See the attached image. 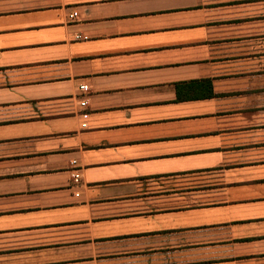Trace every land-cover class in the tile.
Masks as SVG:
<instances>
[{
  "label": "crops",
  "instance_id": "crops-1",
  "mask_svg": "<svg viewBox=\"0 0 264 264\" xmlns=\"http://www.w3.org/2000/svg\"><path fill=\"white\" fill-rule=\"evenodd\" d=\"M256 41L264 0H0V264H264Z\"/></svg>",
  "mask_w": 264,
  "mask_h": 264
},
{
  "label": "rangeland",
  "instance_id": "rangeland-1",
  "mask_svg": "<svg viewBox=\"0 0 264 264\" xmlns=\"http://www.w3.org/2000/svg\"><path fill=\"white\" fill-rule=\"evenodd\" d=\"M241 35L251 34V32H240ZM255 52V70L257 76L255 77L256 89L254 92L239 91V95L242 98H245V101L253 102V97H255V104L257 106H264V43H259L256 41L254 46L252 42L239 43L231 48V54L241 56L242 54ZM262 56V57H261ZM252 63L249 65L241 64L239 66L240 71L252 70ZM252 80V79H250ZM209 180V177L206 175L203 176H185V177H176V178H164V179H154L144 182V191L145 194H157V193H168L172 191H181L191 187H197L201 185V181Z\"/></svg>",
  "mask_w": 264,
  "mask_h": 264
},
{
  "label": "trees",
  "instance_id": "trees-1",
  "mask_svg": "<svg viewBox=\"0 0 264 264\" xmlns=\"http://www.w3.org/2000/svg\"><path fill=\"white\" fill-rule=\"evenodd\" d=\"M186 88V84H183ZM190 88H194V93L193 95H188L186 93H182V91H178V99L181 101H186L189 99H206V98H211L214 96L213 91H212V85L210 81H202V82H195L192 83L191 85H189V87H187L188 90H190ZM197 88V89H196ZM184 92L186 91L185 89H183Z\"/></svg>",
  "mask_w": 264,
  "mask_h": 264
},
{
  "label": "built area",
  "instance_id": "built-area-1",
  "mask_svg": "<svg viewBox=\"0 0 264 264\" xmlns=\"http://www.w3.org/2000/svg\"><path fill=\"white\" fill-rule=\"evenodd\" d=\"M76 16H77V14L74 13V14H71L70 18H71V19H74ZM80 92L82 93L83 96H85V95L89 92V86H88L87 84L82 85V86L80 87ZM80 105H81L82 108H85V107L87 106V100H86V99H83V100L80 102ZM82 116H83V118H84L85 120H87L88 117H89V115H88L87 113H84ZM73 178H74V179H77L78 176H77V175H73Z\"/></svg>",
  "mask_w": 264,
  "mask_h": 264
}]
</instances>
